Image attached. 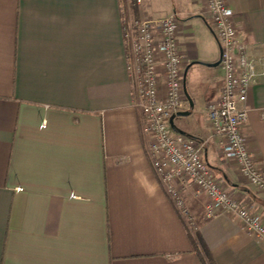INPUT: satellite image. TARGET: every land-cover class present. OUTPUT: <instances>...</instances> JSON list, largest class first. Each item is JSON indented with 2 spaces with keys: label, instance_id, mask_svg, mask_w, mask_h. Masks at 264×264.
Instances as JSON below:
<instances>
[{
  "label": "crops",
  "instance_id": "crops-1",
  "mask_svg": "<svg viewBox=\"0 0 264 264\" xmlns=\"http://www.w3.org/2000/svg\"><path fill=\"white\" fill-rule=\"evenodd\" d=\"M132 2L134 21L175 17L193 102L173 126L208 140L216 177L264 221V193L212 136L209 103L223 87L220 47L203 0ZM250 59H264V0H226ZM123 0H0V264H264L263 243L234 212L207 217L209 199L166 194L130 80ZM187 97V96H186ZM243 133L264 174V79L252 86ZM192 225L193 229L190 227Z\"/></svg>",
  "mask_w": 264,
  "mask_h": 264
},
{
  "label": "built area",
  "instance_id": "built-area-1",
  "mask_svg": "<svg viewBox=\"0 0 264 264\" xmlns=\"http://www.w3.org/2000/svg\"><path fill=\"white\" fill-rule=\"evenodd\" d=\"M141 3V0H136ZM204 14L221 50L223 87L219 99L207 107L212 136L222 141L224 156L234 162L242 178L264 193V174L248 148L243 127L252 86L264 79V59H250L240 42L234 12L226 0H203ZM175 17L134 21L124 27L126 62L142 113V131L150 138L153 169L168 197L189 218L182 191L188 187L209 199L207 217L234 212L264 247V221L245 206L216 177L205 161L208 140L177 131L173 120L188 111L184 92V56L178 42Z\"/></svg>",
  "mask_w": 264,
  "mask_h": 264
},
{
  "label": "trees",
  "instance_id": "trees-1",
  "mask_svg": "<svg viewBox=\"0 0 264 264\" xmlns=\"http://www.w3.org/2000/svg\"><path fill=\"white\" fill-rule=\"evenodd\" d=\"M189 236L202 264H215V261L200 234L196 232L193 234L192 230H190Z\"/></svg>",
  "mask_w": 264,
  "mask_h": 264
},
{
  "label": "rangeland",
  "instance_id": "rangeland-1",
  "mask_svg": "<svg viewBox=\"0 0 264 264\" xmlns=\"http://www.w3.org/2000/svg\"><path fill=\"white\" fill-rule=\"evenodd\" d=\"M124 1V4H125V11H124V13H125V20H124V23H125V25L126 26H129V24L130 23H132L133 22V17H132V12H133V10H132V2H131V0H123ZM182 119V118H185V117H181V116H179V117H177V119ZM190 227L193 229V227H192V225H190Z\"/></svg>",
  "mask_w": 264,
  "mask_h": 264
},
{
  "label": "water",
  "instance_id": "water-1",
  "mask_svg": "<svg viewBox=\"0 0 264 264\" xmlns=\"http://www.w3.org/2000/svg\"><path fill=\"white\" fill-rule=\"evenodd\" d=\"M220 52H221V50H220ZM220 64H221V57H220L219 61H218L217 63H215V64H204V65H206V66H208V67H218V66H220ZM186 75H187V71L185 72V77H186ZM185 95L187 96V99H188V101L190 102V105H191V108H192V107H193V102H192V100L190 99L189 95L187 94L186 90H185ZM190 114H191L190 111H185V112H181V113L179 114V116H181V117H185V116H189ZM173 127H174V126H173ZM177 131L182 132V131H180V130H177ZM182 133H184V132H182ZM184 134H185V133H184Z\"/></svg>",
  "mask_w": 264,
  "mask_h": 264
}]
</instances>
